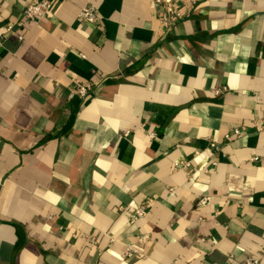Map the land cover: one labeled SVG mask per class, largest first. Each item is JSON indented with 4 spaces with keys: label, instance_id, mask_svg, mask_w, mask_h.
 Returning a JSON list of instances; mask_svg holds the SVG:
<instances>
[{
    "label": "crops",
    "instance_id": "crops-1",
    "mask_svg": "<svg viewBox=\"0 0 264 264\" xmlns=\"http://www.w3.org/2000/svg\"><path fill=\"white\" fill-rule=\"evenodd\" d=\"M29 1L0 0V264H264V0H175L166 31L152 0H51L6 34Z\"/></svg>",
    "mask_w": 264,
    "mask_h": 264
},
{
    "label": "built area",
    "instance_id": "built-area-1",
    "mask_svg": "<svg viewBox=\"0 0 264 264\" xmlns=\"http://www.w3.org/2000/svg\"><path fill=\"white\" fill-rule=\"evenodd\" d=\"M153 4L160 8L159 12V24L162 30L166 31L171 28L176 23L182 21L188 16V12L182 11L181 7L177 4L175 0H152ZM54 11V4L51 0H31L26 5L22 18L12 24L6 26V34H13L16 28L28 27L40 19L48 18ZM80 20L86 21L88 23L96 24L99 23L101 18L97 14L96 10L92 7H84L78 14ZM17 41L22 43L24 41V36L18 34ZM94 84L91 82H80L75 83L69 90L68 99H78L85 100L89 97ZM258 123L263 124L264 119L258 121ZM248 130L246 127L235 128L229 135L225 136V140H230L232 137H239L246 135ZM209 148L213 151L219 152L221 147L216 143L209 142ZM188 164L184 162L176 163L173 167L174 171L180 170L181 168L187 167ZM147 213V205H142L135 208L129 215L130 221H136L144 217ZM143 238H139L138 242L142 243ZM142 255L136 245H127L123 257L124 259H136L140 258ZM259 259L250 258L246 260L243 264H259Z\"/></svg>",
    "mask_w": 264,
    "mask_h": 264
},
{
    "label": "trees",
    "instance_id": "trees-1",
    "mask_svg": "<svg viewBox=\"0 0 264 264\" xmlns=\"http://www.w3.org/2000/svg\"><path fill=\"white\" fill-rule=\"evenodd\" d=\"M77 105V102H74V106H76Z\"/></svg>",
    "mask_w": 264,
    "mask_h": 264
}]
</instances>
